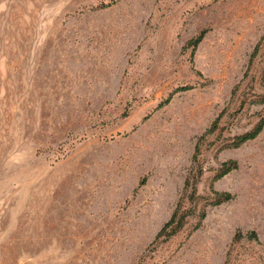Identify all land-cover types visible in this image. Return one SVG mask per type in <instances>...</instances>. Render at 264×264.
I'll return each instance as SVG.
<instances>
[{
	"label": "rangeland",
	"instance_id": "1",
	"mask_svg": "<svg viewBox=\"0 0 264 264\" xmlns=\"http://www.w3.org/2000/svg\"><path fill=\"white\" fill-rule=\"evenodd\" d=\"M263 96L264 0H0V264H264Z\"/></svg>",
	"mask_w": 264,
	"mask_h": 264
},
{
	"label": "trees",
	"instance_id": "2",
	"mask_svg": "<svg viewBox=\"0 0 264 264\" xmlns=\"http://www.w3.org/2000/svg\"><path fill=\"white\" fill-rule=\"evenodd\" d=\"M207 33V30H202L196 37L192 38L190 40V44L194 45V48H196L204 39L205 35ZM193 86L192 85H186L182 86L181 88H178V90H189ZM173 94L171 93L169 97L162 102L158 107H161L165 105L166 103H169L171 99L173 98ZM260 102H264V96L262 99L259 100ZM219 123V117L215 120L212 127L206 131L203 135H201L198 138L197 144H196V152L194 154V166L192 167L184 185V194L181 196L176 209L174 210L172 216L170 219L163 225V227L160 229V231L157 233L155 241H159L162 237H165L166 239L177 234L186 224L189 216L195 213L194 206H186V203L194 204L198 198V183L203 175V169L198 163V156L200 153L201 143L206 136V134L214 131L218 127ZM264 129V117L261 118V120L257 123V125L245 132L242 135H239L235 138L233 142L229 144L231 147H239L243 145L245 142L249 140H253L263 131ZM239 168V164L236 160H228L222 163L221 167L219 168L218 172L213 178V183L211 185L212 190V196L211 200L209 202L212 206H218L225 202L231 201L234 198V195L227 191H218L214 188V182L223 178L228 173L232 172L233 170H236ZM207 213L206 210H203L200 213V223L196 226L198 228L201 224V221L206 217Z\"/></svg>",
	"mask_w": 264,
	"mask_h": 264
}]
</instances>
